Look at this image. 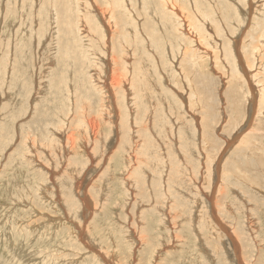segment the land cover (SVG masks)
Wrapping results in <instances>:
<instances>
[{
  "label": "rangeland",
  "instance_id": "1",
  "mask_svg": "<svg viewBox=\"0 0 264 264\" xmlns=\"http://www.w3.org/2000/svg\"><path fill=\"white\" fill-rule=\"evenodd\" d=\"M66 1L0 0V264H264V161L253 155L264 158V0H152L153 16H161H152L155 29L140 11L142 0H127L132 17L140 19L136 26L162 36V48L151 50L148 43L144 57L137 55L140 39L122 9L106 24L116 36L109 33V40L85 19L95 46L85 50L97 54L96 64L115 56L116 68L109 66L123 81L129 76V86L133 71L144 66L153 89L149 113L144 103L134 108L132 98L123 104L118 92L112 109L104 107L103 94L96 96L89 82L96 64L82 55L74 34L65 35ZM97 5L109 10L103 0ZM170 14L178 27L170 24L172 16L164 17ZM125 22L133 34L129 42ZM80 38L85 48L88 41ZM105 43L109 53L103 56ZM232 72L247 82L241 114L228 94L236 87ZM198 73L208 80L203 90L193 81ZM134 83L129 89L135 95L140 83ZM127 108L134 113V136L120 130ZM150 111L156 126L169 117L165 134L156 126L154 137L141 131ZM109 113L119 121L115 128ZM84 114L99 123L101 140L85 132ZM71 135L74 141L67 140ZM132 139L143 150L127 158L122 149ZM153 142L163 150L159 166L145 155Z\"/></svg>",
  "mask_w": 264,
  "mask_h": 264
},
{
  "label": "bare ground",
  "instance_id": "2",
  "mask_svg": "<svg viewBox=\"0 0 264 264\" xmlns=\"http://www.w3.org/2000/svg\"><path fill=\"white\" fill-rule=\"evenodd\" d=\"M64 1V0H63ZM68 1V0H67ZM66 1V9L65 8H63V9H65V13H64V15H65V19L63 18V20H64V27H65V35L66 34H69L70 35V33H72V34H74L75 36H74V39L76 40V43H77V47L79 48V49H81V51H82V55H85L84 57H86V60L88 61V62H90L91 61V63L92 64H96L97 63V61H94L95 60V58H97L96 56H97V54H95L94 55V52H89V54L87 55V52H86V46H89V50L90 51H92V46H94V45H92L91 44V42H92V39H89L90 38V36L88 37V35H87V29L85 28V24H86V20L85 19H88L89 20V23H88V26H90L91 27V24L92 25H94L95 26V28H94V32H96V31H99L100 33H101V36H102V38L104 39V38H106L105 37V35H108V40H109V36H110V34L113 32V29L111 28V27H109V26H106V24L108 23H110L109 21H111V17L112 18H116V16H115V13H116V10L118 11V10H121L122 9V14L124 15V16H126V17H129L130 18V20L132 21V27L135 29V33H134V35H136L135 37L136 38H139L140 39V42H138L137 44H136V46L137 47H139L140 45H141V47H140V49L137 51V55L139 54V55H142L143 57L144 56H146L147 55V52L149 51V48H148V46H149V44L148 43H150V45H151V50L152 49H154V50H158L159 48L161 49L162 48V45H161V47H160V45H159V40H162V36H160V34H158V35H155L154 36V33L153 32H151V33H148L147 31H146V29L144 28V26H142L141 28L139 27V25H138V27L136 26V23H138L137 21H140V19L138 20V16H136V17H132V15H131V12L129 11V6L128 5H125V3H126V1L127 0H103L104 2H105V5L108 7V9L109 10H107V9H103V7L100 9L99 7H98V5H97V2L98 1H100V0H73V2L72 3H70L69 4V1L67 2ZM134 1V0H133ZM140 1V0H139ZM190 1V0H189ZM192 1V0H191ZM33 1H31V3H32ZM11 3V2H10ZM131 4H132V2H130ZM136 3V2H135ZM134 3V4H135ZM162 3V2H161ZM59 4V3H58ZM102 4V3H101ZM141 6H142V9L140 10V11H142L143 12V14L144 15H146V16H148L149 17V19L150 20H148V24L150 25V27H151V29H155L156 28V24H157V27H158V22H156L155 20H153L154 18L157 20V19H159L161 16H158V15H155V16H153V14H152V12H154L155 11V4L152 2V0H142L141 1ZM191 4V3H190ZM255 4V3H254ZM38 5V4H37ZM43 5V4H42ZM45 5V4H44ZM104 5V4H103ZM133 5V4H132ZM132 5H131V8L133 9V7H132ZM136 5V4H135ZM135 5H133V6H135ZM162 5V4H161ZM8 6V5H7ZM34 6V5H33ZM62 6V5H61ZM105 6V7H106ZM164 6V5H163ZM192 6V5H191ZM213 6V5H212ZM39 7V6H38ZM37 7V8H38ZM51 7H52V5H51ZM166 7V6H165ZM55 8H57V6L55 7ZM135 8V7H134ZM140 8V7H139ZM177 8V7H176ZM248 8V7H247ZM44 9V8H43ZM42 9V10H43ZM251 9V8H250ZM38 10H39V8H38ZM50 10V9H49ZM57 10H59V9H57ZM67 10V11H66ZM104 10H107V11H104ZM138 10V11H139ZM172 10V9H171ZM175 10V9H174ZM178 9H176V11H177ZM139 11V12H140ZM175 11V12H176ZM42 12V11H41ZM49 12V11H48ZM47 12V13H48ZM55 12V11H54ZM132 12H135V14L137 13L138 14V12L137 11H132ZM151 12V13H150ZM195 12V11H194ZM51 13H52V9H51ZM51 13H48V14H51ZM57 13V12H56ZM61 13V12H60ZM177 13H178V11H177ZM176 13V14H177ZM238 13V12H237ZM54 15H56L57 16V14H55V13H53ZM59 14V13H58ZM152 14V15H151ZM40 15V14H39ZM52 15V14H51ZM50 15V16H51ZM60 15V14H59ZM178 15V14H177ZM115 16V17H114ZM154 18H153V17ZM169 16H172V18H169V20H171L170 21V24L172 25V26H174V27H178V22H177V20H174V19H176V18H174L173 17V15H166V16H164V17H169ZM197 16V15H196ZM48 17H49V15H48ZM58 17V16H57ZM118 17V16H117ZM180 17V16H179ZM43 18V17H42ZM50 18V17H49ZM145 18V17H144ZM60 19V18H59ZM118 19V18H117ZM116 19V20H117ZM146 19V18H145ZM199 19V18H198ZM58 20V19H57ZM120 20V19H119ZM122 20V19H121ZM201 20V19H200ZM94 22V24L93 23H91V22ZM144 21V20H143ZM60 22H61V20H60ZM113 22V21H112ZM116 22V21H115ZM184 22V21H183ZM221 22V21H220ZM51 23V22H50ZM98 23V24H97ZM118 23V22H117ZM186 23V22H185ZM56 24V23H55ZM58 24H60V23H58ZM62 24V23H61ZM128 24H129V22H125V24L123 25V27H124V29H123V32H124V41H126L125 40V38H128V42H129V37L131 36L132 37V40H134L133 39V34L132 33H129L128 31L129 30H127V29H130L131 27L129 26L128 27ZM162 24H163V27H165V24H166V20H164V22H162ZM51 25V24H50ZM111 25H112V23H111ZM130 25V24H129ZM215 24H212L211 25V27H213L212 29H214L215 30V33L216 34H220V30H219V28H218V26L217 25H215ZM62 26H63V24H62ZM141 26V25H140ZM188 26V25H187ZM206 26V25H205ZM207 26H209L208 25V23H207ZM56 27V26H55ZM198 27L201 29V31H203V29L204 28H202L201 26H199L198 25ZM39 28V27H38ZM52 28V27H51ZM82 28H84V29H82ZM88 28V27H87ZM169 28V27H168ZM60 29V28H59ZM117 29H118V27H117ZM120 29V28H119ZM118 29V30H119ZM39 30V29H38ZM58 30V28L56 29V31ZM66 30L69 32H66ZM78 30H80L79 32H78ZM90 30V29H89ZM93 30V29H92ZM116 30V29H115ZM159 30H160V28H159ZM180 30V29H179ZM200 31V30H199ZM201 31H200V33H201ZM210 31V30H209ZM59 32H60V30H59ZM182 32L184 33V31L182 30ZM186 32V31H185ZM188 32V31H187ZM55 33V32H54ZM58 33V32H57ZM61 33V32H60ZM92 33V32H91ZM110 33V34H109ZM119 33V32H118ZM71 34V35H72ZM94 34V33H93ZM92 34V35H93ZM188 34V33H187ZM50 35V34H49ZM55 36H56V34H54ZM58 35V34H57ZM92 35H91V37H92ZM97 35V34H96ZM112 35V34H111ZM114 35H116V34H114ZM118 35V34H117ZM139 35V36H138ZM60 36H62V34L60 35ZM81 36H83V38H85L88 42V44L87 45H84L85 46V48H83V47H81V44H80V41H82V39L80 38ZM95 36V35H94ZM99 36V35H98ZM113 36V35H112ZM191 36V35H190ZM58 37V36H57ZM113 37H116V36H113ZM152 37L153 38H155V39H157V40H155V43H154V41H152ZM50 38V37H49ZM97 38V37H96ZM98 39V38H97ZM96 39V40H97ZM102 39V40H103ZM111 39V38H110ZM84 40V39H83ZM93 40H94V37H93ZM99 40V39H98ZM105 40V39H104ZM194 40H195V38H194ZM95 42V41H94ZM104 42V41H103ZM109 42H111V40L109 41ZM131 42V41H130ZM133 42V41H132ZM98 43H99V41H98ZM106 43H107V41H106ZM103 44V45H101V47H102V54H103V56H105V53H109V45L107 46V44ZM118 43V42H117ZM125 43H127V42H125ZM198 43V42H197ZM202 43V42H201ZM85 44V43H84ZM156 44H157V46L159 47L158 49L156 48ZM199 44V43H198ZM74 45V44H73ZM97 45V44H96ZM121 45H123V44H120V47H121ZM116 46V45H115ZM114 46V47H115ZM203 46V45H202ZM201 46V47H202ZM95 47V46H94ZM116 47H118V45L116 46ZM166 47H167V45H166ZM97 48V47H96ZM96 48H94V50L96 49ZM119 48V47H118ZM133 48V47H132ZM168 48V47H167ZM175 48V47H174ZM203 48V47H202ZM238 48V47H237ZM75 49V48H74ZM113 49V47L112 48H110V50H112ZM141 49L143 50V51H141ZM164 49V48H163ZM169 49V48H168ZM206 48H203V50H205ZM118 50V49H117ZM120 50V49H119ZM130 50H131V48H130ZM130 50H128V51H130ZM167 50V49H166ZM68 51V50H67ZM67 51H65L66 53L65 54H68V52ZM200 51V50H199ZM205 51H207V50H205ZM237 51V50H236ZM43 52V51H42ZM49 52V51H48ZM119 52V51H118ZM132 52H133V55L136 53V51H135V49H134V51L132 50ZM132 52H130V54L132 53ZM62 53V52H61ZM98 53V52H97ZM129 54V55H130ZM204 54H206V53H204ZM238 54V53H237ZM239 54H240V52H239ZM238 54V55H239ZM54 55V54H53ZM72 55V54H71ZM116 55V54H115ZM118 55V54H117ZM177 56L179 55V54H176ZM182 55V54H181ZM233 55H234V53H233ZM232 54H231V62L233 63V65H232V68L234 69V71H236V67H237V65H236V58L233 56ZM99 56V55H98ZM148 56H149V54H148ZM241 56V55H240ZM50 57V56H49ZM114 57L115 56H113V58L110 60V61H108V59H106V62H105V64H103L104 62H102V63H99V64H96V66L98 67V70H100L99 72V75H97L98 74V70L96 71V69H97V67L96 68H94L95 70V72H93L94 73V75H93V73L92 72H90L91 73V76H90V80H89V82L90 83H92V82H95L94 84H95V86L93 87L94 89H93V91L94 92H96V96H98V95H101V94H103V101L102 102H105V106L104 107H106L107 109L109 108V109H112L111 108V101H113L112 100V98L116 95H114V93L115 92H118V96H119V94H120V96H121V99L123 100V104H124V102H128V100H130L131 98H132V102H133V106H134V108H135V105H137V107H138V103L139 104H143L144 103V111L147 113L149 110H148V106H147V104H146V101L148 100L147 98H148V95L153 91V89H152V87H151V85H152V81H151V79H148V76L142 71L143 70V68H144V66H141V64H139L140 65V68H139V73H137V71H133L132 73H133V75L132 74H130V75H132V85L130 84V86H134V80H137V82L138 83H140L139 85H140V87L137 89H135V91L137 90V93L138 94H136L135 93V95H134V92H132L131 94H130V89H129V85L126 83L127 82V80L128 79H130L129 78V76L127 77L128 79L127 80H125V77L127 76L126 74V76L124 77V81H126V82H124L121 78H120V76L117 74V72H116V70L115 69H111V67L109 66L111 63L113 64V66L115 67V60H114ZM150 57V56H149ZM40 58V57H39ZM76 58V57H75ZM134 58V57H133ZM178 58V57H177ZM177 58H176V60H177ZM55 59H56V57H55ZM121 59V58H120ZM119 59V61H122V60H120ZM243 59V58H242ZM97 60V59H96ZM118 60V59H117ZM57 61V60H56ZM59 61H60V59H59ZM65 61H67V65L68 66H66L67 67V70H68V73H69V71H71L72 69V60H70L69 59V56H67V60L65 59L64 60V62ZM134 61V60H133ZM218 62V61H217ZM157 63H158V60H157ZM83 64H85L84 62H83ZM89 64V63H88ZM124 64V63H123ZM159 64V63H158ZM173 64H175V63H173ZM219 64V63H218ZM244 64V63H243ZM242 64V65H243ZM90 65V64H89ZM88 65V66H89ZM122 65V64H121ZM131 65V64H130ZM176 65V64H175ZM200 65V64H199ZM201 66V65H200ZM223 66V65H222ZM226 66V65H225ZM244 66H245V64H244ZM121 67V66H120ZM151 67V66H150ZM246 67V66H245ZM116 68V67H115ZM124 68H125V66H124ZM196 68V67H195ZM240 68V67H239ZM243 68V67H242ZM88 69V68H87ZM117 69H118V67H117ZM149 69V68H148ZM147 69V70H148ZM175 69V68H174ZM219 69V68H218ZM245 69V68H244ZM244 69H242V70H244ZM89 70V69H88ZM158 70H159V68H158ZM213 70H215V69H213ZM241 70V69H240ZM119 71V70H118ZM121 71H122V69H121ZM121 71H120V73H121ZM128 71H130V69L128 70ZM127 71V72H128ZM156 71H157V69H156ZM179 72H180V70H178ZM238 71V70H237ZM247 71H248V69H247ZM246 71V72H247ZM83 72V70H81V73ZM89 72V71H88ZM126 72V73H127ZM187 72V71H186ZM214 72V71H213ZM73 73V72H72ZM125 73V72H124ZM157 73V72H156ZM158 73H161V72H159L158 71ZM245 73V72H244ZM43 74V73H42ZM41 74V75H42ZM75 74V73H74ZM86 74H88V73H86ZM162 74H164V73H162ZM199 74V73H198ZM251 74V73H250ZM50 75V74H49ZM68 75V74H67ZM123 75V74H122ZM121 75V76H122ZM245 75H248V74H245ZM244 75V76H245ZM68 76H70V74L68 75ZM71 76H72V74H71ZM70 76V77H71ZM97 76H98V78H97ZM197 75H195V77H196ZM41 77V76H40ZM150 77V76H149ZM162 77H164V75L162 76ZM42 78V77H41ZM122 78H123V76H122ZM166 78V77H165ZM245 77H243L242 76V73H239V72H232V80H234L235 81V85H236V87H234V86H232L230 89H229V97H230V99H231V101H232V103H233V105H234V111H235V113H236V111H238L239 113L238 114H241L240 113V111H242L241 110V103H240V101H239V99H240V97L242 96L243 97V95H244V90H243V88H244V84H246L247 82H246V80L244 79ZM86 79V78H85ZM41 80V79H40ZM55 80V79H54ZM70 80V79H69ZM162 80H164L163 78H162ZM182 81V80H181ZM193 81H194V83H195V85H196V87L197 88H199V89H201V90H203V89H205V88H207L208 87V80L200 73L199 74V76H198V78H194L193 77ZM130 82V81H129ZM160 82V81H159ZM158 82V83H159ZM163 82L164 81H162V84H163ZM167 82V81H166ZM79 83V82H78ZM86 83H88V82H86ZM170 83V82H169ZM137 84V83H136ZM151 84V85H150ZM166 84V83H165ZM164 84V85H165ZM233 84V83H232ZM250 84V83H249ZM66 85V84H65ZM74 85V84H73ZM76 85V88L78 89V88H80V84H75ZM86 85H89V83L88 84H86ZM168 85V84H167ZM170 85V84H169ZM127 86H128V89H127ZM183 86V85H182ZM253 86V85H252ZM249 87V86H248ZM91 88V87H90ZM168 88V87H167ZM183 88V87H182ZM193 88V87H192ZM254 88V87H253ZM253 88H251L250 87V89L249 90H251V89H253ZM258 88H260V87H258ZM56 89V88H55ZM100 89H101V92L102 93H100L99 91H100ZM156 89V88H155ZM159 88H157L156 89V92H159V91H157ZM184 89V88H183ZM254 89H256V87L254 88ZM133 90H134V88H133ZM160 90V89H159ZM91 91V90H90ZM92 91V92H93ZM252 91V90H251ZM256 91V90H255ZM60 92V91H59ZM242 92V94H240ZM253 92L254 91H252V93L251 94H253ZM257 92V91H256ZM161 93V92H160ZM255 93V92H254ZM250 94V93H249ZM156 95V94H155ZM157 95H158V93H157ZM156 95V96H157ZM171 95V94H170ZM192 95H193V93H192ZM77 96V94L75 95L74 94V97H76ZM79 96H81V95H79ZM78 96V97H79ZM102 96V95H101ZM213 96V95H212ZM252 96H254V95H252ZM116 97V96H115ZM164 96H162V98H163ZM201 97V96H200ZM251 97V96H250ZM263 97V96H262ZM53 98V97H52ZM101 98V97H100ZM156 98V97H155ZM175 98V97H174ZM185 98V97H184ZM252 98V97H251ZM255 98V97H254ZM84 99V98H83ZM110 99V100H109ZM186 99V98H185ZM259 99H260V97H259ZM75 101H76V99H74ZM115 100H116V98H115ZM125 100H127V101H125ZM159 100H161V99H159ZM251 100H253V98L251 99ZM256 100V99H255ZM68 101V100H67ZM117 101V100H116ZM119 101V100H118ZM117 101V102H118ZM150 101V100H149ZM254 101V100H253ZM100 102H101V100H100ZM122 102V101H121ZM151 102V101H150ZM149 102V103H150ZM160 102V101H159ZM186 102V101H185ZM251 102V101H250ZM260 102H262L261 100H260ZM114 103V102H113ZM182 103V102H181ZM249 103V102H248ZM254 103V102H253ZM102 104V103H101ZM115 104V103H114ZM127 104V103H126ZM131 104V103H130ZM208 104V103H207ZM99 105H100V103H99ZM120 105V104H119ZM150 105V104H149ZM172 105V104H171ZM183 105H184V103H183ZM256 105V104H255ZM115 106V105H114ZM211 106V105H210ZM254 106V105H253ZM101 107V106H100ZM121 107H122V105H121ZM152 107V106H151ZM165 107H167V105L165 106ZM165 107H163V108H165ZM250 107V106H249ZM115 108V107H114ZM133 108V109H134ZM83 109V108H82ZM89 109V108H88ZM116 109V108H115ZM132 109V108H131ZM151 109V108H150ZM166 109V108H165ZM86 110V109H85ZM101 110V109H100ZM117 110V109H116ZM115 110V111H116ZM126 110H128V111H126ZM125 111V118H124V116H123V119H124V122L123 123H119V125L121 126H119L120 128H118V130L120 129V130H126V132L127 133H131L133 136H134V129H133V125H131V122L133 121L132 120V116H133V111H132V113L130 112L131 110H129L128 108L126 109ZM112 111V110H111ZM152 111V110H151ZM150 111V116H148L147 118H146V120H145V123H144V125H142V128H143V130H141V131H144V132H146L148 135H152L154 132H153V129H154V126H156V124L153 122H151L152 120H151V114H153V112H151ZM160 111V109H159V105H158V108L156 109V112H159ZM85 112H87V111H85ZM101 112V111H100ZM117 112H119L118 110L116 111V114H115V117H117L119 114H117ZM166 112V111H165ZM144 113V112H143ZM149 113V112H148ZM167 113V112H166ZM71 114H73V113H71ZM110 114V116L107 114V119H108V122L110 123V126H112V127H114V124H115V126H116V124H118V122L119 121H117V123H114V115H113V113H109ZM263 114V113H262ZM85 115V118L82 120V121H80V124H85V132L87 131V130H89V133H90V137L92 138V140H95V139H97V140H101V138L99 137L100 136V134H101V128H100V125H99V123H97V121H96V119H94V118H92V117H90V118H87L88 117V114H84ZM144 116V118H145V114H143ZM147 115V114H146ZM168 115V114H167ZM264 115V114H263ZM55 116V115H54ZM121 116V115H120ZM186 116H188V115H186ZM237 116V115H236ZM84 117V116H83ZM97 117V116H96ZM119 117V116H118ZM117 117V118H118ZM166 117V116H165ZM264 117V116H263ZM136 118V117H135ZM177 118V117H176ZM247 118V117H246ZM119 119V118H118ZM137 120V119H136ZM143 120V119H142ZM168 120H169V117H168ZM168 120H166L165 119V121L163 122V124H162V119H161V123H159V126H156V128H158L159 130H160V132L161 133H164L165 134V131H166V128H167V126H168ZM171 120V119H170ZM196 120V119H195ZM134 122V121H133ZM142 122V121H141ZM141 122L139 123V124H141ZM143 122H144V120H143ZM197 122V121H196ZM195 123V122H194ZM123 124V125H122ZM107 125V124H106ZM173 125V124H172ZM171 125V126H172ZM185 125V124H184ZM125 126V127H124ZM136 126H137V124H136ZM199 126V125H198ZM200 127V126H199ZM115 128V127H114ZM123 128V129H122ZM201 128V127H200ZM137 129V128H136ZM135 129V130H136ZM117 130V131H118ZM120 130H119V133H120ZM168 130V129H167ZM175 130V129H174ZM207 130V129H206ZM116 131V132H117ZM163 131V132H162ZM198 131H200V130H198ZM184 132L186 133L187 132V129L186 130H184ZM139 132L137 131L136 132V134L137 135H139L138 134ZM141 133V132H140ZM198 133V132H197ZM201 133V132H200ZM175 134V133H174ZM125 135V134H124ZM264 135V134H263ZM169 136V135H168ZM175 136V139H176V135H174ZM182 136L183 135H181V138H182ZM206 136V135H205ZM153 137H154V134H153ZM163 137V136H162ZM204 137V136H203ZM90 138V139H91ZM156 138V137H155ZM168 138V137H167ZM199 138V137H198ZM117 139H118V137H117ZM136 139V138H135ZM143 139V138H142ZM156 139H158V138H156ZM170 139V138H169ZM185 139H186V135H185ZM68 141L69 140H73L72 139V135H71V137L69 136L68 137V139H67ZM130 140V139H129ZM145 140V139H144ZM171 140V139H170ZM208 140V139H207ZM74 141V140H73ZM73 141H71V143L73 142ZM131 141V140H130ZM172 141H174V140H172ZM184 141V140H183ZM99 142V141H98ZM155 142V141H154ZM152 143V146L150 147V148H148L149 146H147V151H146V153H145V155L146 156H148V159H150L151 157H153L156 161H158L157 162V165L159 166V164L160 165H162V151L164 150L163 149V147H162V144L161 143H159V140H158V144H159V148H161L162 147V149H160V151L158 150V147H157V145L155 144V143ZM166 142V141H165ZM176 142V141H175ZM174 142V143H175ZM63 143V142H62ZM171 143V142H170ZM255 145V144H254ZM143 146V145H142ZM171 148V147H170ZM174 148V147H173ZM173 148H172V151H173ZM134 149H135V151H134ZM141 150H143L142 148H141V146H140V144H139V142L136 140V141H134L133 139H132V143H130V145H129V148L127 147V144H126V146L122 149V152H123V154H126L127 155V158H129L131 155H130V153L132 152V151H134L133 152V154L134 153H136V152H138V151H141ZM162 150V151H161ZM166 150V149H165ZM164 150V151H165ZM144 152V151H143ZM179 152V151H178ZM256 152H258L257 150H256ZM164 153V152H163ZM178 154V153H177ZM164 155V154H163ZM254 155V160H256V161H260V162H262L263 163V161H264V158H263V156L261 155V154H259V153H254L253 154ZM165 156V155H164ZM179 156H180V154H179ZM144 157V156H143ZM146 159V158H145ZM179 159V158H178ZM182 159V158H181ZM141 161H143V159H141ZM139 165L141 164V162L140 163H138ZM183 166V165H182ZM249 170H251V169H249ZM260 171H262V170H260ZM187 172V171H186ZM184 176V175H183ZM133 180V179H132ZM134 181V180H133ZM219 181V180H218ZM125 183V182H124ZM215 183V182H214ZM126 184V183H125ZM132 184V183H131ZM199 187V186H198ZM128 188H129V186H128ZM216 189V188H215ZM212 192V191H211ZM212 196V195H211ZM207 199V198H206ZM210 199H208V201H209ZM85 203V202H84ZM83 210V209H82ZM83 212V211H82ZM87 212V211H86ZM159 212V211H158ZM78 217V216H77ZM79 219V218H78ZM227 231V230H226ZM222 232V231H221ZM225 234V233H224ZM237 259V258H236ZM237 260H239V258L237 259ZM240 261V260H239Z\"/></svg>",
  "mask_w": 264,
  "mask_h": 264
}]
</instances>
